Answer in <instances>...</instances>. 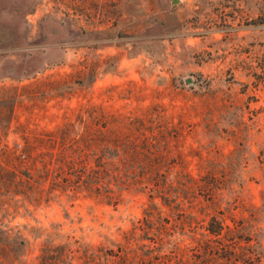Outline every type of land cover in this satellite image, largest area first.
Segmentation results:
<instances>
[{
    "label": "rangeland",
    "instance_id": "rangeland-1",
    "mask_svg": "<svg viewBox=\"0 0 264 264\" xmlns=\"http://www.w3.org/2000/svg\"><path fill=\"white\" fill-rule=\"evenodd\" d=\"M100 109L164 124V174L202 178L216 195L209 206L190 193L187 213L204 225L237 198L254 205L264 247V0H0V264H39L44 247L75 240L111 248L149 209L164 264L246 258L257 241L221 249L147 191L114 189L113 205L21 183L8 150L52 137L77 155L99 138Z\"/></svg>",
    "mask_w": 264,
    "mask_h": 264
},
{
    "label": "trees",
    "instance_id": "trees-1",
    "mask_svg": "<svg viewBox=\"0 0 264 264\" xmlns=\"http://www.w3.org/2000/svg\"><path fill=\"white\" fill-rule=\"evenodd\" d=\"M97 110L91 107L85 113L92 118ZM100 110L99 138L88 139L85 150L77 155L69 153V146L52 137L36 139L33 143L25 142L17 155L8 150V157L17 162L20 168L21 183L27 188H39L41 192L44 191L43 185L48 184L52 192H59L66 197L85 194L88 198L113 205L117 203L114 189L147 191L150 199L159 197L167 206L176 208L181 216H190L194 221L192 224H195L193 230L201 226L199 228L207 236L223 243L219 245L221 249L235 252L239 248L238 240L257 241L256 246H248L250 252L246 258L237 259L229 254L230 257H225L226 264H264L261 254L264 247L259 241L262 230L259 208L254 205L245 207L237 198L226 210L219 209L218 216L205 215L209 218L204 225H200L204 221L199 222L193 211L187 213L184 201L192 206L196 197L187 196L198 190L203 193L209 206H214L216 195L203 184L202 178L195 179L183 171L172 179L168 171L164 174V124L155 128L146 127L141 118L109 115ZM62 131L63 128H58L56 133ZM168 132L174 138L182 136L173 130ZM168 164H175L174 159ZM180 164H183L182 159ZM171 189L175 190V195L169 193ZM239 208H242L241 216L236 217L232 210ZM152 218L153 211L149 209L144 224L135 225L132 232L124 233V243L111 248L77 240L51 248L44 247L39 264H164L161 251L164 229L148 237V225L153 223ZM137 230L140 231L138 235ZM144 240H149L151 244L142 243ZM225 241L230 244L224 245ZM165 264H173L172 259H168Z\"/></svg>",
    "mask_w": 264,
    "mask_h": 264
}]
</instances>
